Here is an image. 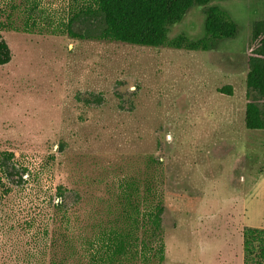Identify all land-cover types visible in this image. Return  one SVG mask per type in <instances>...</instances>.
Masks as SVG:
<instances>
[{
    "label": "rangeland",
    "instance_id": "1",
    "mask_svg": "<svg viewBox=\"0 0 264 264\" xmlns=\"http://www.w3.org/2000/svg\"><path fill=\"white\" fill-rule=\"evenodd\" d=\"M83 3L0 0L1 20L16 5L18 26L37 21L2 34L13 57L0 67V153L30 173L0 192V264H86L85 242L114 218L120 182L151 177L165 207L164 264H247L244 230L264 229V131L245 125L264 0L212 2L239 34L207 52L73 39L62 32ZM204 10L169 38L201 39ZM85 93L105 104L85 107ZM60 188L71 192L63 209Z\"/></svg>",
    "mask_w": 264,
    "mask_h": 264
},
{
    "label": "trees",
    "instance_id": "2",
    "mask_svg": "<svg viewBox=\"0 0 264 264\" xmlns=\"http://www.w3.org/2000/svg\"><path fill=\"white\" fill-rule=\"evenodd\" d=\"M214 1L223 0H84L80 12L69 19L66 32L62 33L76 40L207 52L239 34L238 24L227 12L210 5ZM197 7L205 9L204 36L199 40H191L185 35L170 39V28L181 23ZM16 10V5H11L5 19H0V67L8 65L13 57L2 34L10 31L30 33L32 27H37L32 13L27 14L25 24L18 26L14 21ZM79 19H86V24L81 26ZM247 65L249 102L245 125L248 130L264 131V20L253 25ZM220 92L231 96L232 88L227 86ZM117 97L124 101L120 94ZM77 99L88 108H99L105 104L101 93H85ZM120 109H124L123 104ZM29 173L13 153H0L2 194L27 183L24 177ZM154 182L152 177L148 180L126 178L120 182L114 218L100 223L93 236L85 242L86 264L165 263V207ZM70 194L66 189H59L57 206L60 209L67 208ZM76 197L79 199L77 194ZM243 240L246 263L264 264V229H245Z\"/></svg>",
    "mask_w": 264,
    "mask_h": 264
},
{
    "label": "flooded vegetation",
    "instance_id": "3",
    "mask_svg": "<svg viewBox=\"0 0 264 264\" xmlns=\"http://www.w3.org/2000/svg\"><path fill=\"white\" fill-rule=\"evenodd\" d=\"M248 66V65H247Z\"/></svg>",
    "mask_w": 264,
    "mask_h": 264
}]
</instances>
